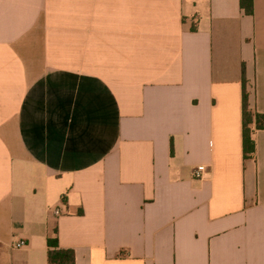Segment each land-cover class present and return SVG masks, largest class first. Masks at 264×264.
I'll list each match as a JSON object with an SVG mask.
<instances>
[{"label":"crops","instance_id":"1","mask_svg":"<svg viewBox=\"0 0 264 264\" xmlns=\"http://www.w3.org/2000/svg\"><path fill=\"white\" fill-rule=\"evenodd\" d=\"M243 76L264 115V0H0V264L55 229L74 264H264Z\"/></svg>","mask_w":264,"mask_h":264},{"label":"trees","instance_id":"2","mask_svg":"<svg viewBox=\"0 0 264 264\" xmlns=\"http://www.w3.org/2000/svg\"><path fill=\"white\" fill-rule=\"evenodd\" d=\"M240 6L247 15H253V0H240ZM244 75V73H243ZM242 126L244 159L251 158L255 153V143L252 139L254 130H264V115L252 110L249 106V94L245 76L242 80ZM49 264H74L75 255L72 250H61L58 247L57 230L47 240Z\"/></svg>","mask_w":264,"mask_h":264},{"label":"built area","instance_id":"3","mask_svg":"<svg viewBox=\"0 0 264 264\" xmlns=\"http://www.w3.org/2000/svg\"><path fill=\"white\" fill-rule=\"evenodd\" d=\"M203 173H204V167H198L194 173H193V176H194V179L196 180H202L203 178ZM56 214H59L58 212ZM25 246V242L21 241V242H18L16 244V248H23Z\"/></svg>","mask_w":264,"mask_h":264}]
</instances>
